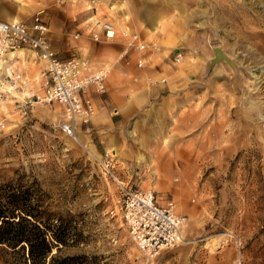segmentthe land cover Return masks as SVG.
I'll use <instances>...</instances> for the list:
<instances>
[{
  "label": "rangeland",
  "instance_id": "rangeland-1",
  "mask_svg": "<svg viewBox=\"0 0 264 264\" xmlns=\"http://www.w3.org/2000/svg\"><path fill=\"white\" fill-rule=\"evenodd\" d=\"M72 1L109 17L114 34L153 43L143 66L159 57L175 82L121 122L95 109L91 124L66 136L56 104L20 115L36 90L21 89L27 80L0 59V188H29L43 220L68 227L58 254L83 264H233L237 252L241 264H264V0ZM212 46L235 71L220 60L206 73ZM136 58L127 50L121 60L138 69ZM104 153L124 184L153 191L160 205L172 200L184 218L181 243L153 256L137 250L99 169ZM0 264H19V254L0 247Z\"/></svg>",
  "mask_w": 264,
  "mask_h": 264
},
{
  "label": "built area",
  "instance_id": "built-area-1",
  "mask_svg": "<svg viewBox=\"0 0 264 264\" xmlns=\"http://www.w3.org/2000/svg\"><path fill=\"white\" fill-rule=\"evenodd\" d=\"M89 25L86 36L93 42H107L112 39L113 26L109 17L96 15L87 20ZM48 26L38 13L31 15L28 22L20 20L0 21V59L7 53L19 48L34 51L45 62L39 72V84L35 92L24 95L17 106L21 116H26L33 105L56 104L61 109V117L57 127L66 136H75L76 130L90 124L95 106L91 94L101 95L106 91L105 78L108 69L93 66L87 59L79 55L65 58L57 57L47 38ZM78 33H72L76 39ZM126 47L137 53L135 66L144 65L143 54L153 47V43L141 41L135 33L126 34ZM176 53L172 61L180 59ZM9 79H11L8 76ZM13 79H19L14 74ZM25 81H20L19 85ZM102 174L116 187L118 192V211L127 235L139 252L153 256L160 250L173 247L182 241L181 229L184 218L174 210L172 200L164 204L156 202L151 190H141L124 184L116 174L114 163L107 153L98 160ZM235 247L239 249V239H234ZM233 264H241L237 252Z\"/></svg>",
  "mask_w": 264,
  "mask_h": 264
},
{
  "label": "crops",
  "instance_id": "crops-1",
  "mask_svg": "<svg viewBox=\"0 0 264 264\" xmlns=\"http://www.w3.org/2000/svg\"><path fill=\"white\" fill-rule=\"evenodd\" d=\"M84 3L72 0H0V21L28 22L32 14L38 13L48 26L47 38L57 57L79 55L93 66L107 67L106 91L101 95L91 94L92 101L98 112L111 111L108 115L111 123L121 122L139 111L145 101L165 94L169 84L175 82L176 73L159 57H147V64L141 69H135L131 59L127 62L121 60L128 50L126 38L114 34V28L112 39L107 42L89 40L86 36L87 20L96 16V10ZM74 32L79 34L76 39L72 38ZM1 60L6 69H11V74L27 80L19 85L21 89L37 90L34 83L45 62L34 51L19 48L5 54Z\"/></svg>",
  "mask_w": 264,
  "mask_h": 264
},
{
  "label": "trees",
  "instance_id": "trees-1",
  "mask_svg": "<svg viewBox=\"0 0 264 264\" xmlns=\"http://www.w3.org/2000/svg\"><path fill=\"white\" fill-rule=\"evenodd\" d=\"M39 211L29 188L19 183L0 188V247L19 254V264H83L80 256L58 254L70 239L68 227L43 220Z\"/></svg>",
  "mask_w": 264,
  "mask_h": 264
},
{
  "label": "water",
  "instance_id": "water-1",
  "mask_svg": "<svg viewBox=\"0 0 264 264\" xmlns=\"http://www.w3.org/2000/svg\"><path fill=\"white\" fill-rule=\"evenodd\" d=\"M212 56L206 61V73H209L212 66L219 62L223 61L226 65H228L233 71L236 70V65L232 59L228 57V55L219 47L212 46L211 47Z\"/></svg>",
  "mask_w": 264,
  "mask_h": 264
},
{
  "label": "bare ground",
  "instance_id": "bare-ground-1",
  "mask_svg": "<svg viewBox=\"0 0 264 264\" xmlns=\"http://www.w3.org/2000/svg\"><path fill=\"white\" fill-rule=\"evenodd\" d=\"M112 154V153H111Z\"/></svg>",
  "mask_w": 264,
  "mask_h": 264
}]
</instances>
